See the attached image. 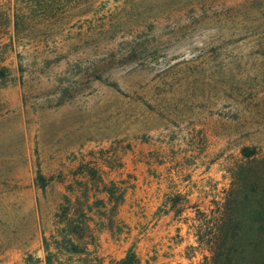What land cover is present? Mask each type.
Listing matches in <instances>:
<instances>
[{"label": "rangeland", "instance_id": "obj_1", "mask_svg": "<svg viewBox=\"0 0 264 264\" xmlns=\"http://www.w3.org/2000/svg\"><path fill=\"white\" fill-rule=\"evenodd\" d=\"M85 3L13 42V0H0V264H46L44 237L52 264L130 250L190 264L186 247L197 264L194 231H169L154 198L200 203L228 187L243 147L264 157V0ZM87 183L93 216L119 208L102 190L125 201L122 242L81 230L70 254L62 222L91 206Z\"/></svg>", "mask_w": 264, "mask_h": 264}, {"label": "trees", "instance_id": "obj_2", "mask_svg": "<svg viewBox=\"0 0 264 264\" xmlns=\"http://www.w3.org/2000/svg\"><path fill=\"white\" fill-rule=\"evenodd\" d=\"M87 1L13 0V42L28 39L27 30L38 25L57 23L68 16H80ZM3 18L0 16V25ZM4 76V70L0 68V77ZM240 155L241 160L231 172L228 187L218 190L208 208H196V216H187L184 220L196 237L197 247H192L193 250L202 248L207 253L197 264H264V157L251 147H243ZM37 182L45 189L46 180L40 172ZM80 217V222L73 220L69 214L63 218L61 235L71 245L67 250L70 254L81 252L75 242L81 239V230L87 231L88 218L84 214ZM43 242L46 264H52L46 237ZM194 258L193 255L188 257L189 260ZM68 264H102V261L100 258H81L80 262ZM115 264H140V260L130 250L124 259Z\"/></svg>", "mask_w": 264, "mask_h": 264}, {"label": "crops", "instance_id": "obj_3", "mask_svg": "<svg viewBox=\"0 0 264 264\" xmlns=\"http://www.w3.org/2000/svg\"><path fill=\"white\" fill-rule=\"evenodd\" d=\"M100 193H101V196H103V198H102L103 200H101L103 207L106 208V206H108V205L114 206L115 204L117 207H119V208L114 209L115 211H114L113 215L110 218L105 219L103 217L93 216V214L90 213V211L92 212L91 199L93 197H95L96 195L95 196L93 195V191L91 190L88 183L86 184V189L84 190L83 197H84V195L87 194V198H84V199H87L88 200L87 204L91 203V206L87 205L85 209H82V211L79 210L80 211L79 215L84 214L88 218L86 229L89 232L90 237H94V239H96V241L98 238V242L100 243V245H101L100 238L104 237V235L107 237L109 236L107 243H110L111 242L110 238H113V241L115 243L120 244L122 242L121 241L122 235L117 233V232H119V229H116L117 227H115V226L119 225L121 217H124L123 215H124V212L126 210L125 209V201L121 200V201H119V203H117V202L115 203V197H113V193L109 190H106V189L100 191ZM159 195L160 196L154 198L155 202L157 203L155 205L154 212L161 219V221L164 219H169L168 223L165 224L166 228L169 229V231L174 229L175 232H177L179 235L183 231V227H186L189 230V232H191V230L188 227L189 224L184 223L185 218L187 216H193L195 213V209L201 208V205L204 206V209L208 208L209 205H207V204L210 202V200H212L215 197V194L211 196L209 193H207L208 196L205 194L203 199L201 198L200 203H196V202L192 201V195L193 194L190 192H187L184 195L179 193V196H176V197L174 196L172 198H169V201L166 202V201L162 200L160 190H159ZM78 197L80 198V200H82L81 196H76L75 200H78L77 199ZM207 197H208V199H207ZM77 202L80 203V201H77ZM204 209H202V210H204ZM92 217H94V218H92ZM62 227H64V226H62ZM95 236H96V238H95ZM179 239H181V241L179 240L178 243L182 244L184 242L183 238H179ZM91 244H95V242L91 243ZM95 246L97 248H99V246L97 244H95ZM187 248L188 247H186L185 249L187 250ZM100 249H101V246H100L99 250ZM186 250L184 251V253L180 257H181V259L187 260L190 262V264H192V261L194 259H192V260L188 259L187 255L185 254ZM127 253L123 258L114 259L111 262H109V264H115V262L124 259L127 256ZM138 258H139V256H138ZM101 261H102V264H107L106 258L104 260L101 259ZM178 264H184V262L183 261L178 262Z\"/></svg>", "mask_w": 264, "mask_h": 264}]
</instances>
